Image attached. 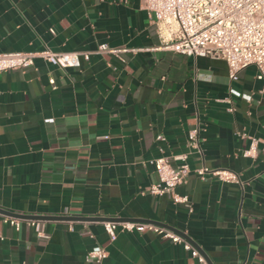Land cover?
I'll return each mask as SVG.
<instances>
[{
  "label": "crops",
  "instance_id": "obj_1",
  "mask_svg": "<svg viewBox=\"0 0 264 264\" xmlns=\"http://www.w3.org/2000/svg\"><path fill=\"white\" fill-rule=\"evenodd\" d=\"M169 39L143 0H0V52H90L78 68L38 57L0 73V264H87L97 244L108 264H200L153 231L111 241L105 218L179 230L210 264H264L263 81L255 65L231 80L225 60L164 48ZM103 43L127 51L98 53ZM162 156L189 165L176 188L188 203L149 192ZM204 165L242 183L202 178ZM32 216L76 219H40V236Z\"/></svg>",
  "mask_w": 264,
  "mask_h": 264
},
{
  "label": "built area",
  "instance_id": "obj_2",
  "mask_svg": "<svg viewBox=\"0 0 264 264\" xmlns=\"http://www.w3.org/2000/svg\"><path fill=\"white\" fill-rule=\"evenodd\" d=\"M144 7L158 24L164 25L170 32V39L164 48L188 56L220 58L227 62L228 75L237 80L240 72L255 65L258 80L263 81L264 91V0H143ZM127 49L112 48L103 43L98 53L118 55ZM90 52L68 51L54 52L50 49L38 52H0V73L8 70H24L34 65L35 59L44 58L61 67L81 66L82 58H88ZM53 82V80H52ZM189 145L200 148L199 128L189 134ZM258 138H251V144L244 151L248 157L256 156ZM159 175L149 192L156 195H170L177 203H188V196L180 195L176 188L187 181L190 167L184 163L173 166L167 157L150 160ZM197 173L204 178L211 173L220 180L241 184L238 172L229 168L210 169L203 166ZM5 222L20 228V220L5 217ZM40 236H43L41 220L30 219ZM104 228L111 241L117 239L119 229L123 231H153L173 243H180L198 259L200 264H210L202 252L181 233L153 222L142 221H104ZM108 251L101 245L93 246L86 254L87 264H108Z\"/></svg>",
  "mask_w": 264,
  "mask_h": 264
},
{
  "label": "water",
  "instance_id": "obj_3",
  "mask_svg": "<svg viewBox=\"0 0 264 264\" xmlns=\"http://www.w3.org/2000/svg\"><path fill=\"white\" fill-rule=\"evenodd\" d=\"M32 219H38V220H40V219H42V220H44V219H76V218H69V217H65V216H54V217H49V216H32ZM82 219H87V220H89V219H91V218H82ZM105 219H107V220H109V221H122L120 218H105ZM139 221V220H138ZM140 221H143V222H152L151 220H140ZM153 223H156V224H159V225H163V226H166L165 224H162V223H160V222H153ZM167 227V226H166ZM175 231H177V232H179V233H181L182 235H185L183 232H181V231H179V230H175ZM186 236V235H185ZM187 237V236H186Z\"/></svg>",
  "mask_w": 264,
  "mask_h": 264
}]
</instances>
